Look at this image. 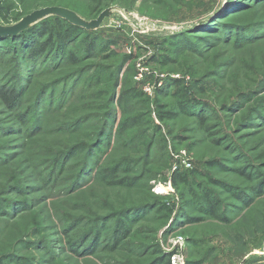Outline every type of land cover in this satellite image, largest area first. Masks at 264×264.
Here are the masks:
<instances>
[{
  "label": "rangeland",
  "instance_id": "rangeland-1",
  "mask_svg": "<svg viewBox=\"0 0 264 264\" xmlns=\"http://www.w3.org/2000/svg\"><path fill=\"white\" fill-rule=\"evenodd\" d=\"M45 6L104 15L18 80L1 60L0 264H264V0H0V24Z\"/></svg>",
  "mask_w": 264,
  "mask_h": 264
},
{
  "label": "trees",
  "instance_id": "trees-1",
  "mask_svg": "<svg viewBox=\"0 0 264 264\" xmlns=\"http://www.w3.org/2000/svg\"><path fill=\"white\" fill-rule=\"evenodd\" d=\"M15 1L20 6H24L25 4V0ZM89 1L97 4L104 0ZM23 15V12H19L16 13L13 18L4 17V21L9 25L10 23L18 21ZM50 17L65 24L62 32L56 30L49 31L47 29L48 24L45 23L46 19H43L15 35L0 36V64L2 62L1 60L7 62L10 70H12V74H14V76L16 75V80L19 79V75L22 74V70L25 69L26 66H28L27 69L31 70L35 66L43 65L47 61L49 62V60H58L63 53V48L66 42L71 40L73 35H77V32H80L81 29H86L70 23L57 15H50ZM91 42L92 41L89 42L88 49H93V44ZM53 43L57 44L54 50V52L56 51V54L51 53L53 51V48H51ZM47 56H50L51 59L45 58ZM21 89L19 83L8 86L1 83L0 98L2 99V102L9 108L14 106L22 95L23 89ZM178 176L179 173L174 172L172 178L175 179ZM205 203L210 208L211 212L214 213L216 202L209 195H205ZM166 262L169 264L168 259Z\"/></svg>",
  "mask_w": 264,
  "mask_h": 264
},
{
  "label": "water",
  "instance_id": "water-1",
  "mask_svg": "<svg viewBox=\"0 0 264 264\" xmlns=\"http://www.w3.org/2000/svg\"><path fill=\"white\" fill-rule=\"evenodd\" d=\"M50 15H57L67 20L70 23L76 24L86 29H91L98 26L99 21L104 15V12L100 13V15L96 19L91 21H86L83 18L79 17L75 12L65 7L45 6L25 14L13 24L10 25L0 24V36L15 35L18 32L26 29L30 25L34 24L36 21Z\"/></svg>",
  "mask_w": 264,
  "mask_h": 264
}]
</instances>
